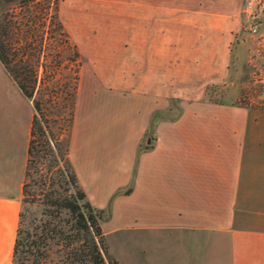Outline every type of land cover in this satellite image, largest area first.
<instances>
[{
	"label": "crops",
	"instance_id": "1",
	"mask_svg": "<svg viewBox=\"0 0 264 264\" xmlns=\"http://www.w3.org/2000/svg\"><path fill=\"white\" fill-rule=\"evenodd\" d=\"M241 2L59 0L84 59L68 158L90 204L107 211L102 231L198 236L205 244L166 249L264 264V111L206 98L228 77ZM85 71L94 84L81 96ZM33 115L0 128V264H12Z\"/></svg>",
	"mask_w": 264,
	"mask_h": 264
},
{
	"label": "trees",
	"instance_id": "2",
	"mask_svg": "<svg viewBox=\"0 0 264 264\" xmlns=\"http://www.w3.org/2000/svg\"><path fill=\"white\" fill-rule=\"evenodd\" d=\"M58 5L59 0H23L15 8L0 11V64L37 112L41 108L34 93L47 74L51 78L47 69L52 65H46V58L51 57L52 63L59 65L62 50H67L65 53H71L78 66L81 59L59 20ZM39 14L45 19L49 14V34L54 36L53 42L57 38L52 47L54 56L46 52L43 35L35 32L41 19ZM75 76L65 131L70 130L73 120L77 71ZM60 134L50 132L54 143L49 145L33 116L12 264H118L105 245L102 216L88 201L68 158V138L63 144ZM36 135L41 141L40 152L34 140ZM45 147L47 152L42 154ZM39 164L46 168L43 170ZM129 192L126 189L122 193Z\"/></svg>",
	"mask_w": 264,
	"mask_h": 264
},
{
	"label": "rangeland",
	"instance_id": "3",
	"mask_svg": "<svg viewBox=\"0 0 264 264\" xmlns=\"http://www.w3.org/2000/svg\"><path fill=\"white\" fill-rule=\"evenodd\" d=\"M21 1L23 0H0V11L6 7L15 8ZM248 2L251 4L249 8ZM29 6L33 7L32 5ZM240 10L243 19L242 28L236 35L232 46L228 77L224 84L209 86L206 91V98L213 102H229L261 110L264 109V0H242ZM39 15L41 19L37 23L38 27L35 28V32L43 35L46 52L54 56L52 47L56 45L57 38L53 42L51 37L54 36L49 34L52 31V27L49 25V14L46 19L44 15ZM256 19L258 20L255 21ZM253 29L255 32L252 31ZM64 46L63 48H65ZM62 51L59 65L52 63L51 57L46 58V65L48 67L52 65L51 68L47 67V72L51 73V78L48 79L47 74L44 77L43 85L37 87L34 93V99L40 102L41 109L39 112L35 111L32 101L22 95L0 64V128L9 127L8 124L12 123L16 117L20 123L24 124L30 111L33 110V116L42 127L49 145L53 146L54 143L50 138V132L56 136L62 133L60 135L63 136V139L60 136L59 140L62 139L61 142L64 144L65 139L68 138L69 143L70 130L65 131L70 112L68 100L72 93L71 86L74 78H76V71L78 87L84 59L80 56L78 66L71 53H65L67 50ZM41 71L40 69V76L42 75ZM85 73L87 72L85 71ZM91 78L88 73L85 74L81 96L88 94L87 90L93 86L94 83L90 81ZM34 140L38 144L37 150L42 151L39 147L41 141L37 135ZM44 150L41 152L42 154H46L47 148L45 147ZM40 166L43 170L46 168V166L39 164L38 167ZM105 213L107 211H100L101 215ZM102 219L104 220V218ZM105 224L101 221V226ZM114 227L115 225H106L103 228V234L108 253L118 264H187L185 259L188 256H193L194 260L200 261L199 264H225V260L223 263H218V260L214 258L215 252H194L195 250L185 252L179 251V249L178 251L166 249V246L180 247L181 244L190 246L205 244V242H200L201 238L198 236L176 239V236L174 237L171 232L167 231L136 228L120 230L114 229ZM162 246L165 247V251L162 250ZM145 247L156 248L143 252ZM159 249L160 251H158Z\"/></svg>",
	"mask_w": 264,
	"mask_h": 264
},
{
	"label": "water",
	"instance_id": "4",
	"mask_svg": "<svg viewBox=\"0 0 264 264\" xmlns=\"http://www.w3.org/2000/svg\"><path fill=\"white\" fill-rule=\"evenodd\" d=\"M256 19L255 21H257ZM152 131H153V122L151 121L150 127L148 129L147 139H146V145H150L152 142Z\"/></svg>",
	"mask_w": 264,
	"mask_h": 264
},
{
	"label": "built area",
	"instance_id": "5",
	"mask_svg": "<svg viewBox=\"0 0 264 264\" xmlns=\"http://www.w3.org/2000/svg\"><path fill=\"white\" fill-rule=\"evenodd\" d=\"M251 6V4L248 2V8ZM253 32H255V29L252 30Z\"/></svg>",
	"mask_w": 264,
	"mask_h": 264
}]
</instances>
